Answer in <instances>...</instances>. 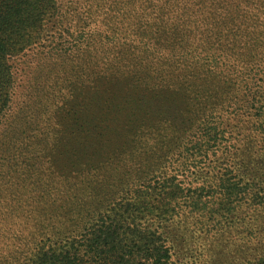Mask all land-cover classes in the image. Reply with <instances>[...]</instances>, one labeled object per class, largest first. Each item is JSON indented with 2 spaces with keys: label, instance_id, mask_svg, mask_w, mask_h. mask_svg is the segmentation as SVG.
<instances>
[{
  "label": "trees",
  "instance_id": "trees-1",
  "mask_svg": "<svg viewBox=\"0 0 264 264\" xmlns=\"http://www.w3.org/2000/svg\"><path fill=\"white\" fill-rule=\"evenodd\" d=\"M199 263L264 264V0H0V264Z\"/></svg>",
  "mask_w": 264,
  "mask_h": 264
},
{
  "label": "rangeland",
  "instance_id": "rangeland-1",
  "mask_svg": "<svg viewBox=\"0 0 264 264\" xmlns=\"http://www.w3.org/2000/svg\"><path fill=\"white\" fill-rule=\"evenodd\" d=\"M21 62H22V60H21ZM16 68H17V82H16V91L18 92V94H20V93H22L24 90H25V88H26V80L25 79H23V73L21 72H19V71H22V64H16ZM19 70V71H18ZM15 215H18V214H16L15 213ZM14 215V216H15ZM200 264V263H199ZM204 264H209V263H204ZM222 264H228V263H222Z\"/></svg>",
  "mask_w": 264,
  "mask_h": 264
}]
</instances>
